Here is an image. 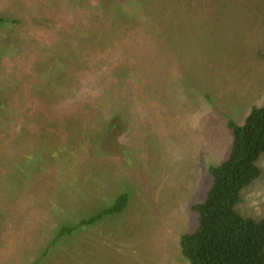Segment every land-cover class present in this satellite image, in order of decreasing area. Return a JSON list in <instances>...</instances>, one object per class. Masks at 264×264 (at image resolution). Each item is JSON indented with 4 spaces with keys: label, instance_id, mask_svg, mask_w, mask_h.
<instances>
[{
    "label": "rangeland",
    "instance_id": "rangeland-1",
    "mask_svg": "<svg viewBox=\"0 0 264 264\" xmlns=\"http://www.w3.org/2000/svg\"><path fill=\"white\" fill-rule=\"evenodd\" d=\"M124 12L140 24L136 45ZM0 18V99L12 116L0 124V264H189L179 238L197 224L192 205L211 184L208 165L228 155L227 120L241 123L264 103V0H0ZM72 26L83 38L72 64L77 100L95 97L87 131L99 160L58 155L21 134L35 60L64 54L54 40ZM115 31L127 43L119 46ZM100 36L102 61L92 47ZM128 67L144 79L122 80ZM106 93L123 95L124 110L111 115L112 99L98 105ZM53 114L58 122L47 126L58 131L82 118ZM258 164L236 205L256 219L264 216V154ZM120 192L124 209L79 225ZM63 225L74 229L55 239Z\"/></svg>",
    "mask_w": 264,
    "mask_h": 264
},
{
    "label": "trees",
    "instance_id": "trees-1",
    "mask_svg": "<svg viewBox=\"0 0 264 264\" xmlns=\"http://www.w3.org/2000/svg\"><path fill=\"white\" fill-rule=\"evenodd\" d=\"M123 17L125 18L124 23L134 24V28L132 27L130 28L132 30L127 31L129 39H132L133 34H135L134 31L140 29V24L135 23L131 15L125 12ZM1 22L2 18H0V24ZM90 35L95 36V34ZM115 35H113L114 40L119 43V46H122L126 42L125 36L118 35L116 31ZM57 36L58 38L54 40V44H62L66 51L64 54L54 53L53 57L46 59L41 54L36 58L35 75L32 81L34 83L30 86L31 93L28 90V95H32L29 98L31 101L27 102L28 106L22 110L25 118L29 117L27 118L29 125L25 127L30 126L34 132L30 136L26 132V128L23 127L21 134L39 141L41 144L46 143V146L56 147L57 152H59L58 155L66 152L77 154L79 155L77 157L82 160H99V158L89 154V150L91 151L89 145L90 132L87 130H94V127H90V123L96 120L94 115L89 114L87 111L90 104H93V96H84V102L77 100L81 98L77 92V88H80V82L78 85L76 84L77 71L72 66L76 48L81 45L83 38L77 35L73 26L66 32L61 33L60 31ZM103 36L96 39L93 43L95 45L92 46L94 49L97 47L96 44L99 45L94 54L101 61L100 45L104 41ZM132 41H134V44H131L136 45L140 39L135 37L130 42ZM103 46L104 48L108 47L107 44ZM131 49L133 50V47ZM86 50L88 54L93 52L90 47H87ZM124 51H126V48L119 54L120 58L124 57L123 59H125L127 51L126 53ZM123 59H121V64L127 62ZM116 67H119V64ZM132 67L123 70L121 78L124 81L138 84L144 79L143 69ZM82 85L84 86L83 83ZM116 92L118 91L116 90ZM122 97L123 95H117L116 100H113V95L107 97L106 93L103 100L102 94L98 105L108 107V103L112 99V108L108 107L112 115L117 112V109L123 108L124 98ZM59 100L60 104H58ZM2 101L3 98L0 99V105L3 103ZM3 105L4 103L0 107V124L6 123L8 119L12 118V116H9L11 114L5 110L6 107L3 108ZM59 105L64 106L66 110H70L69 115L63 113ZM54 110L67 116L64 118L66 121H70V115H81V121H77L74 128L70 123L71 121L63 123L62 125H66L63 131H58L54 127L49 129L47 123L58 122L54 119ZM6 125L8 124L6 123ZM226 126L231 134L228 155L219 163L208 165L211 184L205 198L192 205V209L197 216V224L191 231L180 235V252L189 264H264V216L256 219L242 215L236 209V205L241 198L242 189L250 185L261 174L258 160L264 154V103L250 107L241 123L228 119ZM18 133L15 132V134ZM81 161L79 164H81ZM105 168L108 167L105 166ZM24 171H22V174L31 181L33 172L30 175V172L25 173ZM127 203L128 194L120 192L109 205L102 208L98 213L81 218L78 223L79 225L89 224L103 215L120 212L126 207ZM73 229L70 226H61L55 239L71 232Z\"/></svg>",
    "mask_w": 264,
    "mask_h": 264
}]
</instances>
